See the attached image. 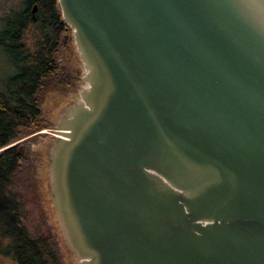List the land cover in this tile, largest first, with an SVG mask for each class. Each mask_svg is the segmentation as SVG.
Wrapping results in <instances>:
<instances>
[{"label": "water", "instance_id": "1", "mask_svg": "<svg viewBox=\"0 0 264 264\" xmlns=\"http://www.w3.org/2000/svg\"><path fill=\"white\" fill-rule=\"evenodd\" d=\"M57 8L80 84L44 157L75 263L264 264V0Z\"/></svg>", "mask_w": 264, "mask_h": 264}, {"label": "trees", "instance_id": "2", "mask_svg": "<svg viewBox=\"0 0 264 264\" xmlns=\"http://www.w3.org/2000/svg\"><path fill=\"white\" fill-rule=\"evenodd\" d=\"M35 2V13L27 7L6 22L13 31L0 40L18 69L0 91V264H63L52 233L28 230L22 200L14 191L15 177L25 161L14 144L45 129L42 94L71 89L75 80L56 66L57 44L66 27L57 0ZM29 26L39 32L34 48L22 42ZM39 167L36 172L42 174Z\"/></svg>", "mask_w": 264, "mask_h": 264}, {"label": "rangeland", "instance_id": "3", "mask_svg": "<svg viewBox=\"0 0 264 264\" xmlns=\"http://www.w3.org/2000/svg\"><path fill=\"white\" fill-rule=\"evenodd\" d=\"M27 2L28 0H0V40L4 37L3 34L5 32L13 31V27H6V22L26 10L28 7ZM38 33L34 27L29 26L22 34V42L27 47L34 48L36 39L39 35ZM66 50L67 47H61L58 51V59L59 57L62 59V66L69 65L68 57L64 54ZM68 70H70L69 66L67 69L64 68L67 76L70 74ZM17 71L18 69L12 57L5 48L0 45V91L5 90L6 83L11 77L17 74ZM63 89H56L50 93L44 92L42 94L41 107L45 120L44 124L46 125L45 129L28 137L25 135L24 138L15 143L18 144V150L23 147L25 161L22 164V169L15 177L14 191H16L15 193H17L22 200L25 216L24 223L28 230L32 233H38L39 231L52 233L62 263L76 264L66 251L59 237V231L56 227L55 218L47 195L45 171L44 154L46 153L47 145L53 134L50 128L53 126L59 109L67 102L74 99L77 94V92H75V94L71 93L68 87ZM69 93L70 96H68ZM48 125H50V127ZM39 163H41V166ZM37 166H40L39 170H41L42 174H39V172L37 174Z\"/></svg>", "mask_w": 264, "mask_h": 264}, {"label": "flooded vegetation", "instance_id": "4", "mask_svg": "<svg viewBox=\"0 0 264 264\" xmlns=\"http://www.w3.org/2000/svg\"><path fill=\"white\" fill-rule=\"evenodd\" d=\"M35 1L36 0H28V2H27L28 3V10H30L31 13L32 12L35 13L36 12L35 9H37V3ZM35 6H36V8H35ZM57 11H58V15L61 18L60 11L58 10V8H57ZM61 20H62V18H61ZM61 47H67V50L64 52V54H66V56L68 57V60H69V63H68L69 65H67V66H62V64H61L62 59L60 57L58 59V51ZM55 61H56V66L60 70H64V68L67 69L69 66L70 70H68V71L70 72L71 76L75 79L72 82L73 85L71 86L72 88L69 89V91H71V93L75 94V92H77V86L80 83L77 80L78 74L80 73V64H79L78 60L76 59L75 49H74L73 41L71 39V30L67 26L65 27L64 36L60 35V38H59V41L57 44V52H56ZM68 96H70V93ZM19 151L21 154H23L24 150L19 149Z\"/></svg>", "mask_w": 264, "mask_h": 264}]
</instances>
